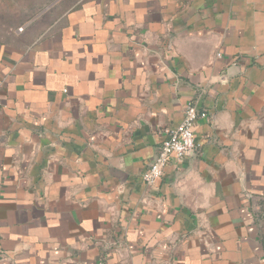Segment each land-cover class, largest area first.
<instances>
[{"label": "crops", "instance_id": "1", "mask_svg": "<svg viewBox=\"0 0 264 264\" xmlns=\"http://www.w3.org/2000/svg\"><path fill=\"white\" fill-rule=\"evenodd\" d=\"M189 102L197 148L147 185ZM0 264H264V0H58L0 34Z\"/></svg>", "mask_w": 264, "mask_h": 264}, {"label": "built area", "instance_id": "2", "mask_svg": "<svg viewBox=\"0 0 264 264\" xmlns=\"http://www.w3.org/2000/svg\"><path fill=\"white\" fill-rule=\"evenodd\" d=\"M199 116L205 115L200 114L196 106L189 102L183 108L181 122L176 126L162 129L158 152L142 175L147 185H154L160 179L171 157L181 160L195 151L197 143L194 141L192 125Z\"/></svg>", "mask_w": 264, "mask_h": 264}, {"label": "rangeland", "instance_id": "3", "mask_svg": "<svg viewBox=\"0 0 264 264\" xmlns=\"http://www.w3.org/2000/svg\"><path fill=\"white\" fill-rule=\"evenodd\" d=\"M57 2L58 0H0V34L14 31L18 33L30 23L47 26L54 19Z\"/></svg>", "mask_w": 264, "mask_h": 264}]
</instances>
